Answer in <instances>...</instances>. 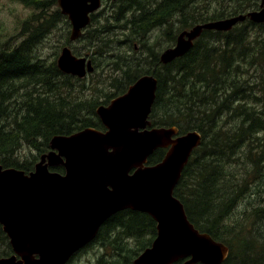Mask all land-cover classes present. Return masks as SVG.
Segmentation results:
<instances>
[{
    "label": "trees",
    "instance_id": "16d2710c",
    "mask_svg": "<svg viewBox=\"0 0 264 264\" xmlns=\"http://www.w3.org/2000/svg\"><path fill=\"white\" fill-rule=\"evenodd\" d=\"M12 1L41 12L42 22L31 29V41L16 49L0 47V107L13 104L18 112L8 130L0 128V165L29 174L42 155L50 152L53 137L88 128L104 132L97 109L125 94L142 76L152 75L158 81L153 127H176L180 135L191 131L202 135V144L174 192L189 221L229 247L224 264H264V234L249 239L234 232L235 226H248L251 219L264 221V201L250 220L232 217L264 172V24L247 19L229 32L204 31L187 55L168 65L160 62L163 43L174 46L183 31L257 11L259 4L255 0H239L240 5L233 0H119L92 15L77 42L71 41L68 32L63 47L78 57H89L95 67V72L79 79L59 69L61 49L53 60L40 50L59 24L71 28L58 0ZM27 42L34 47L32 56ZM253 72L258 74L253 76ZM34 83L42 85L43 92L29 100L27 88ZM33 92L38 91L34 88ZM27 146L36 153L21 158ZM165 154V149H159L149 165L161 162ZM51 171L64 172L63 168ZM0 235L5 245L0 259L12 256L1 226ZM156 237L157 224L149 215L126 210L109 218L96 240L84 249L105 242L102 247L109 248L105 251L111 249L109 264H133ZM106 253L101 264L107 261Z\"/></svg>",
    "mask_w": 264,
    "mask_h": 264
},
{
    "label": "water",
    "instance_id": "95a60500",
    "mask_svg": "<svg viewBox=\"0 0 264 264\" xmlns=\"http://www.w3.org/2000/svg\"><path fill=\"white\" fill-rule=\"evenodd\" d=\"M259 1V11L183 31L176 45L161 54V63L183 57L204 31L229 32L247 19L264 24V0ZM101 2L58 0L71 22L72 41L81 38ZM58 67L79 79L95 71L91 61L75 56L68 47L59 56ZM157 89L154 76L142 77L110 105L97 109L105 132L88 128L53 137V151L43 155L29 174L0 165V225L14 252L1 258L0 264H67L97 237L109 218L125 210L143 212L157 224L156 239L133 264L227 261L228 246L197 230L174 195L202 135L152 127ZM159 149L166 150L163 160L149 166ZM59 166L65 168V175L50 172Z\"/></svg>",
    "mask_w": 264,
    "mask_h": 264
},
{
    "label": "rangeland",
    "instance_id": "374dc122",
    "mask_svg": "<svg viewBox=\"0 0 264 264\" xmlns=\"http://www.w3.org/2000/svg\"><path fill=\"white\" fill-rule=\"evenodd\" d=\"M233 1L234 2L237 1L240 5L239 0H233ZM116 3L117 1H113V0H103L101 4L104 5L102 8L105 9L108 5L113 6ZM41 22H42L41 12L39 11L36 12L33 8L27 7L23 3H17L12 0H0V47L3 46L6 48H10V49L12 48L16 49L20 47L22 44H24L26 40L31 41L30 40L31 29L40 26ZM176 27L177 25H175L173 28L175 29ZM69 31H70V28L66 24H59L56 30H51L48 36L49 42L46 44L45 48L43 46L44 45L43 43V45L40 47V50L42 52H45V54L49 56L48 58L50 60H53L55 54L60 49H62L63 43L65 42L66 37H68ZM152 39H153V36L149 40L150 43ZM135 43L138 45L137 42ZM163 47H164L163 48V51H164L170 46L163 43ZM26 48L27 49L32 48L28 42H27ZM156 49L159 50L160 48L156 47ZM33 54H34V47L31 49V56ZM35 56H38V54L35 53ZM257 74L258 73L253 72V76ZM41 87L42 85L40 84H36V83H34V85L31 84L27 88V95H28L27 98L30 100L32 96L35 97L36 94L38 93L42 94L43 90L41 89ZM34 88L37 89L38 91L37 93L33 92ZM7 105L9 108L0 107V128H3L5 130H8L9 127H11L10 123H12V121H14L18 117L16 106H12L13 104L11 105L9 103H7ZM2 124L5 125L7 129L4 128ZM39 142L40 141H37L34 143H39ZM35 153H36L35 149L31 148L30 146H27L25 149H23V151L20 152V157L21 158H31L32 157L31 155H34ZM243 169L244 168H241V171H242L241 173L244 176L245 171ZM248 169L252 170L251 167ZM254 194H257V195H254ZM261 201H264V172H263V177H261L259 180L254 181L252 185L251 194H249L245 199H243L240 202V204H238V206L233 211L232 217L242 219L244 221L250 220L251 219L250 214H252L253 210L257 208V206L260 207L259 202ZM251 221L252 222L248 226H246L245 224H240L238 226H235L236 230L234 232L240 231L243 233L244 237H247L249 239L253 238L252 235L260 237L262 234H264L263 233L264 232V221L255 220V219H251ZM0 238H1V235H0ZM228 239L230 240L232 239V237H229ZM135 242L136 241L133 240L132 246L134 245ZM103 245H105V242L95 244L88 250L82 249L78 251L72 257V259L68 262V264H101L99 260L102 259L101 256L105 252H107L106 255L103 256L105 258V261L107 260L105 264L111 263V260L109 259L110 257L107 256V254L111 252V249L105 251L106 249H109V248L107 246L102 247ZM4 248H5V245L3 244L2 241H0V252Z\"/></svg>",
    "mask_w": 264,
    "mask_h": 264
},
{
    "label": "bare ground",
    "instance_id": "6f19581e",
    "mask_svg": "<svg viewBox=\"0 0 264 264\" xmlns=\"http://www.w3.org/2000/svg\"><path fill=\"white\" fill-rule=\"evenodd\" d=\"M118 1H119V0H118ZM255 1L259 4V9L257 10V11H259V10L261 9V3H262V1H259V0H255ZM252 12H255V11H252ZM249 13H251V12H249ZM249 13H247V14H249ZM247 14H244V15H247ZM171 48H172V47H171ZM169 49H170V48H169ZM190 51H191V50H190ZM190 51H189V52H190ZM189 52H188V53H189ZM188 53H187V54H188ZM187 54H185V55H187ZM185 55H184V56H185ZM146 76H147V75H146ZM139 80H140V79H139ZM139 80H138V81H139ZM132 86H133V85H132ZM193 154H194V153H193ZM192 156H193V155H192ZM180 182H181V181H179V184H180ZM179 184L177 185V187L179 186ZM177 187H176V188H177ZM176 188H175V190H176ZM221 243H223V242H221ZM223 244H224V243H223ZM225 245H226V244H225ZM226 246H227V245H226ZM228 248H229V247H228Z\"/></svg>",
    "mask_w": 264,
    "mask_h": 264
},
{
    "label": "flooded vegetation",
    "instance_id": "af4514ba",
    "mask_svg": "<svg viewBox=\"0 0 264 264\" xmlns=\"http://www.w3.org/2000/svg\"><path fill=\"white\" fill-rule=\"evenodd\" d=\"M171 47H174V46H171ZM171 47H169V48H171ZM169 48H167V49H169ZM167 49H166V50H167ZM164 51H165V50H164ZM147 75H148V74H147ZM145 76H146V75H145ZM142 77H144V76H142ZM140 79H141V78H140ZM52 169H53V168H52Z\"/></svg>",
    "mask_w": 264,
    "mask_h": 264
}]
</instances>
